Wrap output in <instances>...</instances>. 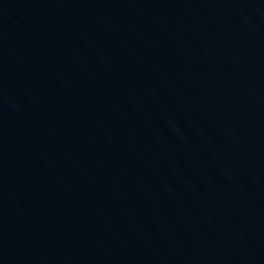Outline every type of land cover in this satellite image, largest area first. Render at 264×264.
<instances>
[{
  "label": "water",
  "instance_id": "1",
  "mask_svg": "<svg viewBox=\"0 0 264 264\" xmlns=\"http://www.w3.org/2000/svg\"><path fill=\"white\" fill-rule=\"evenodd\" d=\"M0 264H264V0H0Z\"/></svg>",
  "mask_w": 264,
  "mask_h": 264
}]
</instances>
